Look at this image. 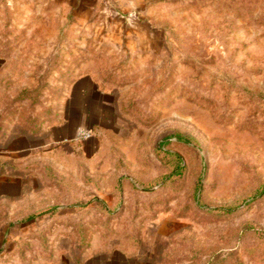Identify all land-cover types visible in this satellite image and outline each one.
Returning a JSON list of instances; mask_svg holds the SVG:
<instances>
[{
	"label": "rangeland",
	"instance_id": "1",
	"mask_svg": "<svg viewBox=\"0 0 264 264\" xmlns=\"http://www.w3.org/2000/svg\"><path fill=\"white\" fill-rule=\"evenodd\" d=\"M263 187L264 0H0V264H264Z\"/></svg>",
	"mask_w": 264,
	"mask_h": 264
},
{
	"label": "built area",
	"instance_id": "2",
	"mask_svg": "<svg viewBox=\"0 0 264 264\" xmlns=\"http://www.w3.org/2000/svg\"><path fill=\"white\" fill-rule=\"evenodd\" d=\"M91 135H92L91 132L87 129H80L78 131V136L82 139H88L91 137Z\"/></svg>",
	"mask_w": 264,
	"mask_h": 264
},
{
	"label": "trees",
	"instance_id": "3",
	"mask_svg": "<svg viewBox=\"0 0 264 264\" xmlns=\"http://www.w3.org/2000/svg\"><path fill=\"white\" fill-rule=\"evenodd\" d=\"M181 139L183 138L184 139V137L183 136H179ZM262 192H264V187L262 188V190H261V193Z\"/></svg>",
	"mask_w": 264,
	"mask_h": 264
}]
</instances>
